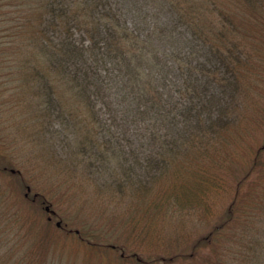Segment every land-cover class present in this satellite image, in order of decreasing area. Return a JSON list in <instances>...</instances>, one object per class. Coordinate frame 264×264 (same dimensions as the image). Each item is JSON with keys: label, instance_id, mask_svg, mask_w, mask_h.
<instances>
[{"label": "trees", "instance_id": "obj_1", "mask_svg": "<svg viewBox=\"0 0 264 264\" xmlns=\"http://www.w3.org/2000/svg\"><path fill=\"white\" fill-rule=\"evenodd\" d=\"M3 1L0 7H14L18 17L3 29L1 43L14 56L6 58L14 67L7 71L22 85L18 111H29L27 100L43 120L33 123L35 132L50 141L43 132L55 128L68 152L74 146L68 158L75 171L81 166L86 180L96 167L103 194L135 192L152 209L161 179L169 183L157 197L179 213L208 193L230 191L224 218L196 240L189 257L209 243L222 250L214 264H264V224L255 214L264 200L250 188L246 201L242 189L264 171V107L246 96L253 82L261 92L264 52L256 36L264 30V0ZM258 125L261 142L254 140ZM239 142L246 149L236 150ZM241 151L248 171L229 180ZM30 221L22 218L32 230ZM35 246L25 256L42 264ZM24 258L0 256V264Z\"/></svg>", "mask_w": 264, "mask_h": 264}, {"label": "rangeland", "instance_id": "obj_2", "mask_svg": "<svg viewBox=\"0 0 264 264\" xmlns=\"http://www.w3.org/2000/svg\"><path fill=\"white\" fill-rule=\"evenodd\" d=\"M3 2L1 0L0 4ZM3 12H7V17L2 15ZM17 19L14 7H0V21L6 22L0 23V256L12 262L23 260L24 256V264H38L25 256L27 247L38 241L39 246L32 251L37 257L45 255L42 264H214L217 259L215 254L222 253L214 245L206 243L194 255L189 257V254L196 240L207 236L217 220L224 218L223 209L230 203L231 192L208 193L205 202L201 201L199 206L179 213L165 208L161 204L163 199L157 197L169 183L165 179L156 182V189L152 192V200L158 206L155 209L149 206L148 197L133 196L135 192L123 197L103 194L104 184L93 171L96 167H92L85 180L82 167L78 166L75 171L74 161L68 158L74 146H70L71 151L68 152V148L61 143L63 136H55V128H46L43 132L50 141L38 130V133L35 132L33 123L41 125L43 120L32 111V102L26 100L28 112L18 111L24 107L20 106L23 103L21 96H17V89L22 85L19 86L21 83L15 72L9 75L7 70L14 68L11 66L14 56L7 53L5 42L1 43L6 35L3 29L15 24ZM251 29L248 25V30ZM259 34L256 43L261 44L264 52V30ZM258 66L264 69V64L263 67ZM260 79L257 82L261 92L253 82L254 87L248 88L246 96H249L247 100L250 103L256 102L258 107L263 108L264 72ZM17 100L21 103L15 102ZM259 122L263 123L258 118ZM260 131L255 132L258 139L254 137L258 142L262 141ZM52 134L59 144L58 148L52 145ZM244 145L239 142L236 150L243 151L246 149ZM242 151L237 154L241 163L234 161L230 165L236 167L231 173L229 168V180L232 176L241 178L248 171L249 160ZM250 188L252 193L259 192L264 200V171L260 170L257 175L253 173L246 179L242 188L246 192V201ZM174 203L177 205V202ZM202 206L207 208V214L201 210ZM255 214L263 225L264 201ZM28 217L34 221L32 230L22 222V218ZM46 219L50 224L45 225ZM57 222L59 227L55 229ZM25 237V244H22L19 238ZM98 245L96 251L90 250Z\"/></svg>", "mask_w": 264, "mask_h": 264}, {"label": "water", "instance_id": "obj_3", "mask_svg": "<svg viewBox=\"0 0 264 264\" xmlns=\"http://www.w3.org/2000/svg\"><path fill=\"white\" fill-rule=\"evenodd\" d=\"M45 210L48 211V210H49V207L46 206V207H45ZM56 225L59 226V222H57Z\"/></svg>", "mask_w": 264, "mask_h": 264}]
</instances>
